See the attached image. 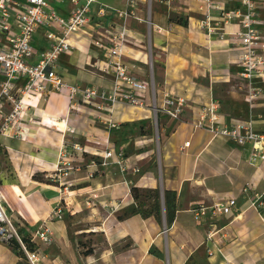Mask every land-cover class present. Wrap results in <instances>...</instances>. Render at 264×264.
Masks as SVG:
<instances>
[{"label": "crops", "instance_id": "crops-1", "mask_svg": "<svg viewBox=\"0 0 264 264\" xmlns=\"http://www.w3.org/2000/svg\"><path fill=\"white\" fill-rule=\"evenodd\" d=\"M211 1L225 13L243 10L240 0ZM103 2L124 7V0ZM201 6L194 0H173L168 7L154 0L149 29L144 22L148 10L141 2L137 11L141 21L131 18L127 22L124 60L136 65L133 75L149 81L152 73L160 94L166 91L187 103L179 120L159 117V173L149 166L155 139L150 108L119 102L109 113L94 104L71 103L67 92L55 93L28 111L29 117H37L36 122L24 123L26 139L0 135L3 198L23 236L34 246L37 264H223L225 260L264 264V162L252 167L247 163L249 145L239 146L191 126L199 109L215 99L226 124L250 119L255 131L264 134V85L256 83L261 96L248 104L247 82L237 76L240 50L229 39L240 29L238 19L226 21L220 10H212L216 32L208 35L198 25ZM55 8L67 17L71 6L64 1ZM173 15L184 22L171 21ZM104 23L114 26L116 19L110 16ZM95 32L89 26L72 35V51L59 57L58 72L70 86L108 88L112 83L113 75L103 71L105 52L91 43ZM43 35L44 29L39 28L33 38L37 50L46 47ZM143 98L149 103V93ZM75 107L79 110L74 111ZM97 116L117 123L118 132H111ZM79 139L88 145L100 139H121L125 163L139 172H122L112 161L101 165L103 153L113 149L108 145L104 152H97L84 143L83 152H74L71 145ZM61 157L70 159L72 170L56 183L50 177ZM160 186L177 194L170 226L153 215L121 218L137 205L132 187L152 190ZM93 193L99 198L91 205ZM256 197L260 200L252 207ZM230 198L235 199V207L228 215L196 220L191 212L196 203L209 206ZM58 208L60 217L51 216ZM45 228L49 242L38 237L31 240ZM19 252V247L0 242V264H16Z\"/></svg>", "mask_w": 264, "mask_h": 264}, {"label": "built area", "instance_id": "built-area-1", "mask_svg": "<svg viewBox=\"0 0 264 264\" xmlns=\"http://www.w3.org/2000/svg\"><path fill=\"white\" fill-rule=\"evenodd\" d=\"M68 1L71 9L67 17H62L56 11L55 5ZM154 0H124V7L117 9L108 6L103 0H0V135L15 136L25 139L28 128L24 123L34 119L29 117L28 111L34 108L50 94L68 93L69 101L77 100L82 104H94L99 111L112 108L123 102L135 108H150L154 115V122L158 126L159 117L179 120L187 108L184 98L173 97L170 93H159L154 84L152 73L149 81L139 79L133 75L135 64L124 60L126 43L129 38L127 22L129 19L141 21L137 15L141 2L148 10L145 24L150 29V9ZM173 0H160V3L171 5ZM202 4L200 11L202 19L198 21L199 28L205 29L207 34H213L212 10H220L221 18L229 21L236 18L239 31L230 35L232 41L240 50L237 66V76L247 82L246 101L252 104L262 93L256 83L264 85V0H240L243 8L238 12H227L211 0H194ZM116 19V25L104 23L107 17ZM143 21V20H142ZM93 26L96 30L91 39L94 47L105 52L107 59L103 71L110 72L113 80L108 88L77 87L66 83L58 72V60L62 54L70 53L73 49L70 42L72 35L82 32L86 27ZM39 28L44 29L46 47L37 50L33 45V38ZM161 32V29H158ZM222 38V35H220ZM149 93L150 101L146 103L144 94ZM160 94V95H158ZM31 100L33 104H28ZM97 118L108 126L116 125L110 119L101 116ZM194 130L203 129L213 137L222 136L239 146L249 145L248 165L258 166L264 162V134L257 133L253 121L243 120L226 124L219 110V102L211 99L202 106L191 122ZM189 143H185V146ZM72 150L77 152L81 148L74 144ZM101 165H108L111 161L122 172L131 170L133 174L139 172L137 167H129L124 161L121 149H110L103 153ZM56 164V171L50 177L54 182H61L71 171V162L67 157H61ZM110 161V162H109ZM94 167V163H92ZM92 177V175H90ZM99 195L92 194L89 204L93 205ZM251 203L255 207L257 201ZM262 205V204H260ZM235 207V199L215 202L212 205L196 203L191 209L196 220H214L219 216L228 215ZM103 208H109L103 204ZM116 207H111L114 211ZM61 215V208L56 209L51 216ZM36 237L45 243L49 242V232L36 231L31 240ZM0 242L11 245L17 243L24 253L28 264H37L38 255L26 249L18 232L16 222L9 213L2 194V169L0 166ZM223 264H230L227 260Z\"/></svg>", "mask_w": 264, "mask_h": 264}, {"label": "trees", "instance_id": "trees-1", "mask_svg": "<svg viewBox=\"0 0 264 264\" xmlns=\"http://www.w3.org/2000/svg\"><path fill=\"white\" fill-rule=\"evenodd\" d=\"M177 16V15H176ZM179 17V16H178ZM182 18V17H179ZM171 21H175L177 23H182L179 21L174 20L172 17H170ZM37 179V177H35ZM40 180V179H38ZM131 196L132 198L137 201L138 199V193L139 192H146V193H150L152 198H153V205L151 206V210L146 212V211H142L140 208L139 203H137L136 207L129 213L126 215H123L121 218L124 217H128L130 215H134V214H140L141 216L147 217L149 215H153L158 221L162 220V216H161V198H162V204L164 207V211H165V223L167 226H170L173 221H174V217H175V212H176V192L175 191H170V190H164L162 191V194L160 193L159 189H138V188H134L132 187L131 190ZM17 225V224H16ZM18 227V232L21 235L22 238V242L25 244L26 249L29 251L34 252V246L32 245V243L30 242V239L27 238L26 236H23L22 231L20 229V227L17 225ZM11 246H13L14 249H16L18 246L17 243H12ZM19 254V261L16 264H28L26 261V257L24 255V253L21 251L18 253Z\"/></svg>", "mask_w": 264, "mask_h": 264}, {"label": "rangeland", "instance_id": "rangeland-1", "mask_svg": "<svg viewBox=\"0 0 264 264\" xmlns=\"http://www.w3.org/2000/svg\"><path fill=\"white\" fill-rule=\"evenodd\" d=\"M118 1L123 3V0H118ZM171 17L174 20H176V21H179V22H182L183 21V18H179L176 15H173ZM150 50L151 49L149 48L148 49L149 59H150V55H151ZM74 109H75L74 111H78L79 110L78 107L77 108L75 107ZM36 117H37L36 115L33 117V119H34L33 121L34 122H36L35 121L36 120ZM113 123H115V122H113ZM46 125L48 127H52V124H46ZM103 125H106V124H103ZM115 125L116 126L114 128H112V127H110L108 125H106V126H108V129H110L111 132H118L119 125L117 123H115ZM155 125L156 124L154 122L153 123V128L155 129V131H154L155 139H153V147H152L153 153H152V156H151L152 158L149 160V166H150V168L152 170H154L155 172H158L159 173L160 172L159 147H158V139H156L157 138L156 129H158V128ZM120 141H121V139H100V140H95L94 142H90L91 144L88 145L85 142L84 139H79V141L77 142L76 145H78L81 148V150H78L77 152L78 153L83 152L84 147L81 144H84V143H86L85 146H89L92 150L97 151V152L98 151L104 152L105 149H106V147H107V145L109 147H112L114 150L115 149H117V150L121 149L122 151H124V148H123V146H121ZM106 143H108V144H106ZM73 145H71V149H72V146ZM37 179H41V178L40 177H37ZM159 191L162 194V186H160ZM137 195H138V199L135 202L136 203H139L141 210L142 211H146V212L150 211L151 210V206L153 205V198H152L151 194L150 193H146V192H139ZM161 216H162L163 222H165V211H164V207H163V204H162V198H161ZM16 224L19 226V224L17 223V221H16ZM164 226H166V224Z\"/></svg>", "mask_w": 264, "mask_h": 264}]
</instances>
